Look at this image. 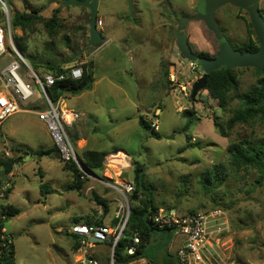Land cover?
<instances>
[{"label": "rangeland", "instance_id": "374dc122", "mask_svg": "<svg viewBox=\"0 0 264 264\" xmlns=\"http://www.w3.org/2000/svg\"><path fill=\"white\" fill-rule=\"evenodd\" d=\"M58 1L0 0V25L6 27L7 16L10 21L16 11L39 10L41 20L24 29L17 27L13 33L10 30L15 47L38 75L51 67L81 65V61L87 65L92 62V67L96 60V79L104 75L107 85L105 88L102 81L97 86L91 96L98 97L99 103L83 120L94 123L102 131L99 135L103 138V147L115 146L124 155L130 154L121 176H128L132 181L136 161L145 168V186L158 208H173L181 213L222 211L210 222L207 264H264V180L256 185L259 174L255 169L236 170L229 165L232 144H264V120L257 117L232 127L227 124L241 105L236 94L248 91L260 74L250 67L234 68L237 88L227 91L224 107L205 89L191 100L192 84L203 71L195 61L181 56L173 31L182 12L193 14L197 0H133L132 15L127 0H99L97 19L103 24L97 29L108 39L102 51L86 45L90 11L82 6L60 5ZM259 6L264 13V0H260ZM55 8L59 9L60 27L54 36H49L43 22ZM215 19L233 48L240 50L249 40L255 41L248 16L242 9L225 4L215 12ZM161 22H165L162 28ZM185 31L197 53L214 54L218 50L216 39L202 21H190ZM7 41H10L9 35ZM19 46L25 51L21 52ZM125 49L134 54L132 61ZM7 52L0 58V67L14 55H9L8 45ZM171 69L175 81L169 79ZM27 70L22 66L21 74L24 76ZM182 85L186 93L180 91ZM34 89L31 100L0 122V158L15 155L12 144L17 142L33 150L53 146L44 123L33 114L46 107L39 89ZM64 103H68L65 98ZM156 106L160 112L153 117L147 110ZM183 110L190 112L189 115L184 116ZM139 117L149 126L151 121L157 122L158 139L139 124ZM213 118L221 129L214 125ZM186 122L189 126L184 130ZM187 134L192 142L200 145L190 147L185 138ZM171 135L172 138L166 137ZM75 149L78 154L80 150ZM26 160V165L17 167L8 176L7 198H4L5 191L0 195V216L7 217L8 206L19 210L17 215L6 219L2 229L13 243L15 264H77L84 253L80 246L74 247L70 226L78 218L86 217L101 218L102 223L113 226V220L117 223L119 216L129 211L130 194L123 195L112 188V182L107 180L110 177L105 173L106 169L115 168L119 176V165L112 167L115 164L104 163L102 170L85 169L83 187L77 191L67 189L72 175L62 169L60 159L43 156ZM217 164L225 165L227 175L213 195L225 204L232 202L229 209L214 207L210 193L204 192L201 186L202 173ZM170 240L166 231L156 232L142 254L143 260L149 264H170L173 256L166 246ZM90 250L100 264L112 258L108 243H95L87 253ZM127 264L139 263L133 260Z\"/></svg>", "mask_w": 264, "mask_h": 264}, {"label": "trees", "instance_id": "16d2710c", "mask_svg": "<svg viewBox=\"0 0 264 264\" xmlns=\"http://www.w3.org/2000/svg\"><path fill=\"white\" fill-rule=\"evenodd\" d=\"M60 2V0L58 1ZM58 8H55L51 16L46 18L43 22L44 27L49 36H54L57 30L60 27L59 17H58ZM41 20L39 10L36 8H31L24 10L22 12H14L10 16V26L13 33V29L20 28L24 29L29 24ZM253 30L251 31V33ZM14 35V34H13ZM15 40L18 41V38L14 36ZM21 52L25 51V48L19 46ZM258 48L257 42L249 40L244 47L240 48L241 51L251 50L255 51ZM199 56H206L205 53H198ZM82 64L83 72L82 76L79 79H71L67 77L63 80L56 81L53 85L47 88V93L50 99L53 102H56L60 96L66 94H79L83 91L89 90L92 86V72H91V63ZM254 69V68H253ZM65 69L62 67H51V72L59 73L63 72ZM233 70V69H232ZM229 69L221 68L219 70L213 71L207 75L205 90L213 98L218 99L220 107H224V101L227 98V91L229 89L236 90L237 80L233 71ZM260 77L257 79L256 84L252 86L248 91L236 94L241 102V105L234 110L231 117L227 120L229 127H232L235 123L247 122L250 119L259 118L264 120V69L262 71H257L254 69ZM166 74V71H165ZM183 115L188 116L190 112L183 110ZM139 124L145 128L149 129L151 137L158 139L160 137L159 133L156 130L152 129L144 118L139 117ZM214 125L218 128L217 119L213 118ZM189 122H186L183 126L184 130H187ZM222 132V131H221ZM186 141L190 147L199 146V142H192L191 137L187 134ZM15 155L11 156H2L0 158V189L4 184L5 180L7 181L8 175L12 172L14 165L23 163L28 157L31 158H41L43 156H48L51 158H58L62 161V169L64 171L70 172L72 175V181L67 186V189H74L80 191L84 184V173L77 166V164L72 160H62L60 154L55 145L47 148H36L29 149V147L23 144H12ZM230 151V167L233 169H255L259 176L255 180L256 185H259L264 180V144L263 143H251V142H239L234 143L229 147ZM105 152H98L94 150H83L81 159L79 157V162L82 168L85 170L93 169H102L103 161L105 158ZM134 178H133V191L130 193L131 206L129 208L128 218L123 229L122 235L117 241L113 249V264H127L133 260H136L142 257V254L150 242L152 235L158 231H167V229H161L158 226L154 225L151 222V216L158 209L157 205L154 203L153 197L150 195L148 188L145 186L144 175L145 168L143 165L134 161ZM225 165L217 164L211 166V168L206 169L201 176V186L204 188V192L210 193L212 197V205L219 206L225 209H229L230 204H225L221 199L217 200L215 198L214 189L218 186L223 185L226 177ZM149 192V194L147 193ZM43 193L44 190H41ZM9 193L8 190L5 191L4 198H7ZM103 205L106 206L104 200H101ZM6 216H0V264H15L14 260V248L13 243L10 237L4 235L2 229L4 228V223L7 218L10 216L17 215L19 210L16 208H8L5 211ZM3 215V213H2ZM78 218L74 223H93L103 224L101 218L93 219L92 217H86L84 220H79ZM111 224L114 226L116 220H113ZM168 232V231H167ZM134 234L139 236V243L136 246V252L133 255H128L125 252V248L131 244L132 237ZM75 239V248H78L80 240L76 235L70 233ZM169 237L170 234L168 232ZM168 239V238H167ZM111 246V243H108ZM168 244V242H167ZM167 246V245H166ZM109 262V261H108ZM106 262V264H108Z\"/></svg>", "mask_w": 264, "mask_h": 264}, {"label": "built area", "instance_id": "2783aa9c", "mask_svg": "<svg viewBox=\"0 0 264 264\" xmlns=\"http://www.w3.org/2000/svg\"><path fill=\"white\" fill-rule=\"evenodd\" d=\"M101 23V20L96 19V27L100 26ZM10 28V21L7 16L6 27L0 25V58L5 53H8L7 45L11 49V54L9 55H14L5 65L0 67V122L19 111L22 104L31 100L35 96L34 88L37 87L46 106L45 109L36 111L38 119L44 123L53 145L59 151L60 158L74 161L85 174V170L80 165L74 142L67 130L70 119L67 117L69 112L64 103V96H60L56 102H53L46 90L58 80H63L67 77L79 79L82 76L83 67L81 65H73L66 68L63 72H45L42 75H38L15 47ZM7 35L10 37L9 42L7 41ZM22 66L28 69L24 76L21 74ZM169 79L175 81L173 70L169 74ZM180 91L186 93L184 85L180 86ZM159 112L160 109L157 107L150 110L149 113L153 117H157ZM150 127L156 130L158 127L157 122L155 120L151 121ZM7 187H9V183L5 181L0 189V195L4 193ZM111 187L123 195L130 194L133 191V185L122 180L114 181ZM221 212V210L215 209L208 212L181 213L173 208H158L151 216V222L161 229L169 230L173 235L182 237L181 245L174 252L177 264H207L210 261L207 246L210 235V222L216 217L218 218ZM128 213L129 211L126 214H119L118 222L114 226L97 224L96 222L90 224L73 223L69 231L79 238L81 244L79 249L83 250V252L92 246V242L89 240L90 237H95L102 243H111L112 258L108 264H113V249L122 235ZM116 217H118V213ZM138 243L139 236L134 234L131 244L125 248L126 254H135ZM77 264L100 263L96 259L83 254Z\"/></svg>", "mask_w": 264, "mask_h": 264}, {"label": "water", "instance_id": "95a60500", "mask_svg": "<svg viewBox=\"0 0 264 264\" xmlns=\"http://www.w3.org/2000/svg\"><path fill=\"white\" fill-rule=\"evenodd\" d=\"M99 0H60V5H75L87 8L90 11L89 38L86 45L95 48L102 41V34L96 27L97 8ZM259 0H199L198 12L191 17L182 18L173 31L176 48L182 57L188 61H195L202 69L203 74L195 80L191 87L190 98L195 100L197 93L206 86L207 75L221 68L232 70L234 68H254L257 71L264 69V18L258 9ZM230 4L242 8L248 15L251 27L255 34L258 48L255 51H240L232 47L228 39L220 30L214 17L216 8ZM130 14L133 11V0H127ZM201 20L205 26L214 34L218 43V53L215 57L199 56L193 51L188 40L185 27L190 21ZM47 90V89H46ZM172 138L171 136H166ZM90 241L101 243L95 237Z\"/></svg>", "mask_w": 264, "mask_h": 264}, {"label": "crops", "instance_id": "0c3cea01", "mask_svg": "<svg viewBox=\"0 0 264 264\" xmlns=\"http://www.w3.org/2000/svg\"><path fill=\"white\" fill-rule=\"evenodd\" d=\"M150 11H152V9H150ZM152 22H154V21H152ZM102 24H103V22L101 23L100 26H102ZM159 27L162 28L163 27L162 24ZM102 38H103V36H102ZM107 43H108V39H104L103 38V40L101 41V43H99L97 45L96 51H98L99 49H101V51H102V49L105 47V45ZM125 50H127V54H128L127 56L129 58V60L132 61L133 58H134V54H132V52L129 53L128 52L129 49H125ZM101 51H99L97 53H100ZM142 60L143 61H146V58H143ZM93 61H94V63L92 65V67L90 68L91 69V72H92V78H93L91 88L89 90L83 91V92H81L79 94H75V95L66 94V95H64V98H65L66 102H68V103H66V108H67V110L69 112L67 115H70V118H69L70 119V124L67 126V130H68V132H69L72 140L75 141L74 143H75L76 148H78L80 150V151L78 150L79 151L78 158L80 157V159H81V154H82L83 150H94V151H98V152H105L106 155H105L103 164L104 163H106V164L110 163L111 165L112 164H115V165H112V167H117V165H119V171H120L119 176H117L115 168H112L110 171H109V169H106L105 170V173H107L109 175L110 179H107V178H105V179L111 181L112 183L114 181L122 180V181H125V182L130 183V184L133 185V180L132 181H129L128 178H127L128 176H126V177L123 176V175L121 176V172L124 173L123 170H124V168L127 167L126 165L128 164L127 163V160H126V157H128V155H130V154H126L125 153L126 155H124L125 157L123 158V160L122 161H118L117 160L118 162L116 163L114 161L115 158H113L112 156L113 155H116L119 152H122V151L119 150L121 148H119V149H117L118 147L117 148H114L115 146H112V147H108V146L103 147V144H102L103 143L102 142L103 138H101V136L99 135L100 134L99 132L102 133V131L101 130H98L97 129V126L94 123H88L87 121L83 120V118H85L86 114L93 112V106H97V104L99 103L98 97L96 99H93L92 96H91L94 93V91H96L97 86L102 81L105 82L104 83V87L105 88H106V85H107V82H106V79L107 78L103 77L104 75H99L98 80L96 79V74H95V69L97 68L96 67V60H93ZM81 62H83L82 64H85L86 63L84 61H81ZM159 62L160 61L157 62L156 67L159 65ZM73 65H75V64H71V65H68V66H65V67L64 66H60V67H62L63 69H66V68H68L70 66H73ZM101 65H102V63H101ZM171 71H172V69L170 70V72ZM45 72H51V70L43 71V73H45ZM163 74H164V68H163ZM108 83H112L113 84L112 81H109ZM88 99H90L91 102H89ZM45 108H43V109H45ZM155 108H157V106ZM150 110H152V109L147 110V112L149 113ZM33 114L36 115V111ZM99 139H100V142L98 143V140ZM96 141H97V144H96ZM17 143H19V142H17ZM19 144H21V143H19ZM24 145H26V144H24ZM26 146L28 147V145H26ZM111 150H114V152H111ZM122 150H124V149H122ZM26 161L27 160H25L21 164L14 165V167L12 169V172L17 167L18 168H21L23 165H26V163H27ZM102 169H99V170H102ZM126 171L127 170H125V172ZM8 176H11V173ZM167 231L169 232V234L171 236V240H170L171 242H169L168 243L169 245H167V251L169 249L171 251V253H169V254H171V256H173V261L170 264H177L176 263V258H175V253L174 252H175L176 248L181 245V243H182V237H180L178 235H173L172 232H170L169 230H167ZM90 242H92V241H90ZM95 243H97V242H92V246L90 248H88V249L93 248ZM84 252L83 253L86 256L95 259V257L93 256L92 250H90L88 253H87V250L84 251ZM134 261H138L139 264H149L148 262H146V261L143 260V257H140V258H138V259H136Z\"/></svg>", "mask_w": 264, "mask_h": 264}, {"label": "flooded vegetation", "instance_id": "af4514ba", "mask_svg": "<svg viewBox=\"0 0 264 264\" xmlns=\"http://www.w3.org/2000/svg\"><path fill=\"white\" fill-rule=\"evenodd\" d=\"M259 2H260V0H259ZM259 2H258V9H259V11H260V13L262 14V16H263V18H264V13H263V11H262V9L260 8V6H259ZM198 5H199V0H197L196 1V3L194 4V6H193V9H194V12H193V14H191V15H188L186 12H182L181 13V15L179 16V18H177V21H176V24H175V28L177 27V25H178V23H179V21L182 19V18H184V17H191V16H193V15H195L197 12H198ZM226 5H230V4H226ZM223 6H225V5H223ZM223 6H220V7H218L217 9H215V11H214V17H215V12L219 9V8H221V7H223ZM232 6V5H231ZM235 7V6H234ZM236 8H238L239 10L240 9H242V8H239V7H236ZM243 10V9H242ZM244 12H245V10H243ZM246 13V12H245ZM247 14V13H246ZM248 16V15H247ZM248 20H249V18H248ZM199 21H201V20H199ZM203 22V21H202ZM189 23V22H188ZM187 23V24H188ZM218 23V22H217ZM161 24H162V26L165 24V22H161ZM203 24H204V22H203ZM249 24H250V21H249ZM205 25V24H204ZM219 25V24H218ZM250 26H251V24H250ZM186 27H187V25H186ZM186 27H185V29H186ZM206 27V26H205ZM207 28V27H206ZM220 28V27H219ZM252 28V27H251ZM208 29V28H207ZM209 30V29H208ZM220 30H221V28H220ZM253 30V29H252ZM210 31V30H209ZM222 31V30H221ZM211 32V31H210ZM223 32V31H222ZM254 33V32H253ZM213 34V33H212ZM223 34H224V32H223ZM255 35V34H254ZM213 36H214V34H213ZM225 36V35H224ZM188 37V36H187ZM226 37V36H225ZM214 38H215V36H214ZM216 39V38H215ZM189 40V39H188ZM217 41V40H216ZM255 41L257 42V40H256V37H255ZM217 45H218V43H217ZM258 46V45H257ZM192 47V46H191ZM193 49V48H192ZM193 51L194 52H196L194 49H193ZM197 53V52H196ZM198 53H205L206 54V57H215L216 55H217V53H218V50L214 53V54H210V53H207V52H203V51H200V52H198ZM197 53V54H198Z\"/></svg>", "mask_w": 264, "mask_h": 264}, {"label": "bare ground", "instance_id": "6f19581e", "mask_svg": "<svg viewBox=\"0 0 264 264\" xmlns=\"http://www.w3.org/2000/svg\"><path fill=\"white\" fill-rule=\"evenodd\" d=\"M112 157L115 158V159H117L118 161H122L125 156H124L123 153L119 152L116 155H113ZM116 173H118V171ZM117 176H118V174H117Z\"/></svg>", "mask_w": 264, "mask_h": 264}]
</instances>
